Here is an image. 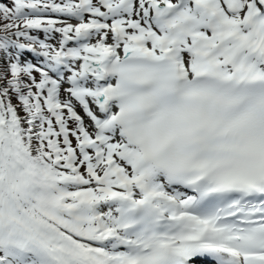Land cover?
Instances as JSON below:
<instances>
[{
    "label": "snow or ice",
    "instance_id": "1",
    "mask_svg": "<svg viewBox=\"0 0 264 264\" xmlns=\"http://www.w3.org/2000/svg\"><path fill=\"white\" fill-rule=\"evenodd\" d=\"M0 264H264V0L0 2Z\"/></svg>",
    "mask_w": 264,
    "mask_h": 264
},
{
    "label": "trees",
    "instance_id": "2",
    "mask_svg": "<svg viewBox=\"0 0 264 264\" xmlns=\"http://www.w3.org/2000/svg\"><path fill=\"white\" fill-rule=\"evenodd\" d=\"M0 2H6V0L4 1V0H0Z\"/></svg>",
    "mask_w": 264,
    "mask_h": 264
}]
</instances>
